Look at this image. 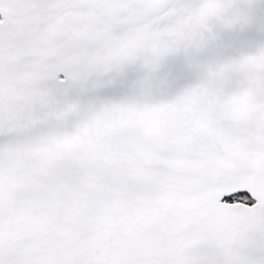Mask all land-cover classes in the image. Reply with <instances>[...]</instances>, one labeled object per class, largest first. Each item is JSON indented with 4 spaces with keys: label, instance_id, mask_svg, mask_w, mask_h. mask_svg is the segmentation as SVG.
Returning a JSON list of instances; mask_svg holds the SVG:
<instances>
[{
    "label": "snow or ice",
    "instance_id": "obj_1",
    "mask_svg": "<svg viewBox=\"0 0 264 264\" xmlns=\"http://www.w3.org/2000/svg\"><path fill=\"white\" fill-rule=\"evenodd\" d=\"M0 264H264V0H0Z\"/></svg>",
    "mask_w": 264,
    "mask_h": 264
}]
</instances>
